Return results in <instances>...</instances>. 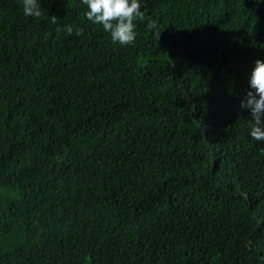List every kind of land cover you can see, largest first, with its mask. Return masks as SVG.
I'll return each instance as SVG.
<instances>
[{
    "label": "trees",
    "instance_id": "1",
    "mask_svg": "<svg viewBox=\"0 0 264 264\" xmlns=\"http://www.w3.org/2000/svg\"><path fill=\"white\" fill-rule=\"evenodd\" d=\"M40 3L0 0V264H264V0H141L127 46Z\"/></svg>",
    "mask_w": 264,
    "mask_h": 264
},
{
    "label": "clouds",
    "instance_id": "2",
    "mask_svg": "<svg viewBox=\"0 0 264 264\" xmlns=\"http://www.w3.org/2000/svg\"><path fill=\"white\" fill-rule=\"evenodd\" d=\"M86 6L85 17L93 24L101 25L106 33L110 34L113 43L121 46L131 45L137 37L138 20H145L141 0H80ZM23 15L40 18L45 15L40 0H22ZM51 24L58 25L60 20L56 16H48ZM147 29L152 30L159 39L158 22L154 19L147 21ZM61 29H57L60 31ZM67 35H83V29L66 25ZM249 87L245 102L241 108H247L251 114L249 135L252 140L264 142V59H257L250 72Z\"/></svg>",
    "mask_w": 264,
    "mask_h": 264
}]
</instances>
